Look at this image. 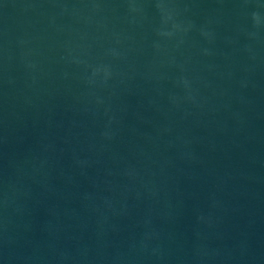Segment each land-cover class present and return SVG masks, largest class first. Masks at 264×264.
<instances>
[{
    "label": "water",
    "instance_id": "1",
    "mask_svg": "<svg viewBox=\"0 0 264 264\" xmlns=\"http://www.w3.org/2000/svg\"><path fill=\"white\" fill-rule=\"evenodd\" d=\"M0 264H264V0H0Z\"/></svg>",
    "mask_w": 264,
    "mask_h": 264
}]
</instances>
